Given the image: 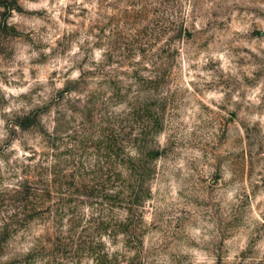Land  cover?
<instances>
[{"label": "rangeland", "instance_id": "rangeland-1", "mask_svg": "<svg viewBox=\"0 0 264 264\" xmlns=\"http://www.w3.org/2000/svg\"><path fill=\"white\" fill-rule=\"evenodd\" d=\"M0 264H264V0H0Z\"/></svg>", "mask_w": 264, "mask_h": 264}]
</instances>
